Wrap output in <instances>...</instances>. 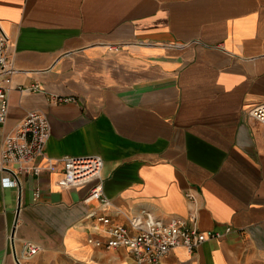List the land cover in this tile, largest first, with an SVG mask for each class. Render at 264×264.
Instances as JSON below:
<instances>
[{"label":"crops","instance_id":"obj_1","mask_svg":"<svg viewBox=\"0 0 264 264\" xmlns=\"http://www.w3.org/2000/svg\"><path fill=\"white\" fill-rule=\"evenodd\" d=\"M0 33L12 69L0 154L39 110L48 157L104 160L80 186L61 184V162L19 173L21 190L0 169V264L26 243L40 250L23 264H133L87 242L92 209L127 225L196 211L222 233L159 264H264V123L249 115L264 102V0H0ZM99 181L109 202L84 203Z\"/></svg>","mask_w":264,"mask_h":264},{"label":"built area","instance_id":"obj_2","mask_svg":"<svg viewBox=\"0 0 264 264\" xmlns=\"http://www.w3.org/2000/svg\"><path fill=\"white\" fill-rule=\"evenodd\" d=\"M8 63L7 39L0 33V124L6 121L8 113V88L1 82L2 75L12 70ZM55 99L68 101L74 98L57 96ZM249 115L264 123V102L254 106ZM50 134L49 117L39 110L29 111L14 130L6 134L0 154V169L8 173L2 177L4 186L18 185L19 173H39L44 168L53 170L57 162L63 166L61 184L64 186H80L101 179L104 160L98 154L48 157L45 148ZM39 158L46 160L45 166L36 163ZM37 196L38 192L35 193ZM189 196L193 197L192 194ZM94 200L100 204L109 202L100 181L83 198L86 204ZM88 217L94 223L87 242L101 250L125 247L131 252L133 264H159L176 247L184 246L194 251L205 241L222 236L220 232L201 230L197 225L196 211L189 218L172 217L167 221L147 219L145 222L132 221L130 225L113 222L109 215L95 209L90 210ZM39 250L38 244L26 243L17 261L23 264V259L32 257Z\"/></svg>","mask_w":264,"mask_h":264},{"label":"water","instance_id":"obj_3","mask_svg":"<svg viewBox=\"0 0 264 264\" xmlns=\"http://www.w3.org/2000/svg\"><path fill=\"white\" fill-rule=\"evenodd\" d=\"M18 186H19V189L21 190V185H20V183L18 184ZM15 255H16V251H15ZM16 258H17V255H16Z\"/></svg>","mask_w":264,"mask_h":264}]
</instances>
